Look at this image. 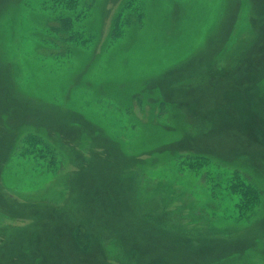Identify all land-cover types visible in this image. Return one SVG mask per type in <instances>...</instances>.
<instances>
[{"label":"rangeland","instance_id":"rangeland-1","mask_svg":"<svg viewBox=\"0 0 264 264\" xmlns=\"http://www.w3.org/2000/svg\"><path fill=\"white\" fill-rule=\"evenodd\" d=\"M47 1L0 0V257L264 264V0H141L116 40L126 0H83L93 42L68 58L41 38ZM27 134L57 166L18 156ZM191 153L259 187L251 221L177 169Z\"/></svg>","mask_w":264,"mask_h":264},{"label":"trees","instance_id":"trees-1","mask_svg":"<svg viewBox=\"0 0 264 264\" xmlns=\"http://www.w3.org/2000/svg\"><path fill=\"white\" fill-rule=\"evenodd\" d=\"M47 2L48 5L44 6L47 15L42 28L45 34H42L41 38L45 42L51 41L52 55L68 58L71 57L76 46L88 47L92 44L93 33L84 25V20L89 12V3L83 0H48ZM141 3V0L125 1L109 30V36L112 40L124 35L130 25L143 23L144 11ZM49 34L51 35L50 38L48 37ZM44 138L43 135L39 134L25 135L21 139L19 154L17 152L16 154L21 157H29L31 161L38 158L44 162L50 158V166H57L55 148H50L49 143ZM39 145L41 148H37ZM181 156L184 157V160L178 163L177 169L183 173L190 172L195 176L202 175L206 189L213 200H216L214 196L218 195L217 187L225 188L228 193L234 196L231 214H228L224 207L222 218L234 224L251 221L261 204L262 193L248 176L237 168L222 167L223 169H221L219 166H214L210 159L203 154L191 153ZM218 176H221V179ZM217 203L219 206L221 205L218 200ZM90 235H92L91 232ZM16 251V249H11L4 256L1 254L0 263L5 264L6 262L7 264L8 255H12Z\"/></svg>","mask_w":264,"mask_h":264}]
</instances>
